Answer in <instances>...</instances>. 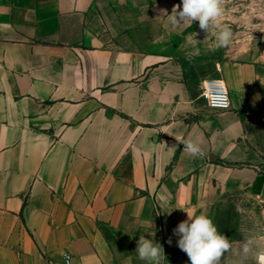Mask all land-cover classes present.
Returning <instances> with one entry per match:
<instances>
[{"label": "crops", "instance_id": "0c3cea01", "mask_svg": "<svg viewBox=\"0 0 264 264\" xmlns=\"http://www.w3.org/2000/svg\"><path fill=\"white\" fill-rule=\"evenodd\" d=\"M178 4L0 0V264H147L141 235L170 264L202 194L264 200L247 140L261 71L218 57L198 22L174 28L162 12ZM208 78L226 83L229 110L206 106Z\"/></svg>", "mask_w": 264, "mask_h": 264}, {"label": "rangeland", "instance_id": "374dc122", "mask_svg": "<svg viewBox=\"0 0 264 264\" xmlns=\"http://www.w3.org/2000/svg\"><path fill=\"white\" fill-rule=\"evenodd\" d=\"M223 23L231 27L234 39L227 48L216 47L218 57L230 58L234 52H240L263 76L261 106L247 114V140L264 160V0H226ZM210 34L216 45L215 31ZM261 170L264 171V163ZM200 199L194 203L193 215L205 214L212 218L218 231L232 242L233 251L239 248L246 235L264 234V200L254 197L248 190H216L202 194ZM170 264H190V261L178 248ZM221 264H240V259L229 252ZM246 264H255V260L250 259Z\"/></svg>", "mask_w": 264, "mask_h": 264}, {"label": "clouds", "instance_id": "9594fccd", "mask_svg": "<svg viewBox=\"0 0 264 264\" xmlns=\"http://www.w3.org/2000/svg\"><path fill=\"white\" fill-rule=\"evenodd\" d=\"M162 14L168 16L174 28L191 26L198 22L199 28L205 33L215 31L217 48H227L233 42L234 33L231 27L223 23L226 0H182V4L173 6L171 14L166 11ZM182 144L183 150L191 156L204 155L198 143L185 140ZM173 234L179 237L177 246L187 255L190 264H221L225 254L229 252L239 257L240 264H246L250 259L255 260V264H264V234L246 235L239 248L233 251L232 242L218 231L212 218L205 214L187 213V219L177 225ZM150 235L154 237L155 232ZM168 243H172L171 238ZM136 253L137 257L147 264H162L165 258L162 245L153 239L145 238L144 235L137 241ZM68 264H71L70 260Z\"/></svg>", "mask_w": 264, "mask_h": 264}, {"label": "built area", "instance_id": "2783aa9c", "mask_svg": "<svg viewBox=\"0 0 264 264\" xmlns=\"http://www.w3.org/2000/svg\"><path fill=\"white\" fill-rule=\"evenodd\" d=\"M201 88V97L204 99L206 106L209 109L216 111H226L231 108L230 93L223 79H205L201 84ZM66 257L68 259H66ZM69 260V255H66V264H68Z\"/></svg>", "mask_w": 264, "mask_h": 264}]
</instances>
